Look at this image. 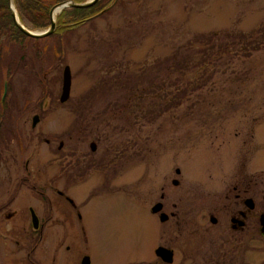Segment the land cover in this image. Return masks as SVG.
Wrapping results in <instances>:
<instances>
[{"label":"rangeland","instance_id":"obj_1","mask_svg":"<svg viewBox=\"0 0 264 264\" xmlns=\"http://www.w3.org/2000/svg\"><path fill=\"white\" fill-rule=\"evenodd\" d=\"M105 9L61 38L29 40L31 50L44 48V58L37 61L30 53L29 65L18 64L12 78L18 106L12 114L26 123L24 152L17 158H28L33 168L64 164L67 170L81 171V178L70 173L66 179L68 195L86 207L100 204L94 212L110 217L134 218L145 212L141 215L150 218L149 206L165 186L182 204L192 203V211H182L195 220L202 204L221 208L224 196H233L228 191L235 182H253L246 196L255 198L262 210L264 47L236 59L233 67L214 70L202 86L192 85L197 89L176 109L162 111L160 98L154 101L150 93L157 86L174 88L167 74L193 78L194 70L165 71L162 66L176 57L196 58L190 41L212 36L220 43L226 33L264 35V0H112ZM21 23L30 31H43ZM11 47L4 49V65L19 55ZM65 66L71 89L61 103ZM33 116L39 122L31 130ZM172 179L178 181L176 189ZM130 226L127 232L139 231ZM259 240L241 244V264H264ZM129 241L126 245L133 246Z\"/></svg>","mask_w":264,"mask_h":264},{"label":"flooded vegetation","instance_id":"obj_2","mask_svg":"<svg viewBox=\"0 0 264 264\" xmlns=\"http://www.w3.org/2000/svg\"><path fill=\"white\" fill-rule=\"evenodd\" d=\"M43 49L30 53L42 62ZM23 55L19 52L10 60L9 79H3L0 70V264H241L243 242L259 238L264 243V208L259 210L255 198L246 196L253 182H235L228 191L233 196H224L221 208L202 204L195 220L182 211H192V203L182 204L176 192L165 186L149 206L150 218L141 215L145 212L134 218L110 217L94 212L98 203L86 207L68 195L66 179L71 174L81 178V171L67 170L64 164L33 168L28 158L18 159L24 152L26 123H18L20 119L12 114L18 108L12 78L19 72L18 64L29 65ZM30 127L35 128L32 120ZM44 142L49 145V140ZM174 173L179 175L180 170ZM171 184L176 189L178 181L172 179ZM138 205L145 209L142 202ZM129 226L139 231L131 234ZM213 227L218 229L213 232ZM130 239L134 245L129 247Z\"/></svg>","mask_w":264,"mask_h":264},{"label":"trees","instance_id":"obj_3","mask_svg":"<svg viewBox=\"0 0 264 264\" xmlns=\"http://www.w3.org/2000/svg\"><path fill=\"white\" fill-rule=\"evenodd\" d=\"M64 1L68 0H13V3L21 22H27L32 29L45 30L50 26V9L54 5ZM71 1L83 3L86 0ZM111 2L112 0H97L89 8L63 9L56 16L57 27L55 32L48 37L57 36L61 38L66 34L67 30L73 29L75 26H81L84 22L101 14ZM225 35L220 39V43H217L216 39L212 38V36L194 39L190 41V46L196 58L175 61L176 57L162 65L165 71H168L170 68L176 69V71L183 69L195 71V74L194 72L192 73L193 78H184V74L165 75L167 76V80L174 79L172 82L174 88L170 91L165 90L166 85L161 87L156 85L155 92L150 93L152 94L151 99L155 101L160 98V109L162 111L179 107L182 99H185L197 89L196 87L191 89L192 85L199 83L198 86H202L205 84L206 79L204 78H212L214 70L233 67V62L236 59L239 61V58L248 57L251 53L264 47V35H260V33L249 35L226 33ZM31 39L33 38L26 36L16 27L9 10L8 0H0V70L2 71L3 79H9L6 76H9L10 69H12V62L8 61L6 65L3 64L4 49L12 46L11 48H17L16 51L26 56L31 52L30 47H28V42ZM59 49H62V46ZM59 49L56 50V55H58ZM204 71H208L209 74L202 78V74L200 73ZM196 72H199L200 75H196Z\"/></svg>","mask_w":264,"mask_h":264},{"label":"water","instance_id":"obj_4","mask_svg":"<svg viewBox=\"0 0 264 264\" xmlns=\"http://www.w3.org/2000/svg\"><path fill=\"white\" fill-rule=\"evenodd\" d=\"M96 1L97 0H86L83 3H75L71 0H68L54 5L49 11L50 26L46 30H43L41 32L30 31L29 29L23 26V24L20 22L17 16V12L15 10L13 0H8V5L16 27L26 36L33 39H40V38L48 37L55 32L57 27L55 15L60 13L63 9L65 8L85 9L94 5ZM70 89H71V72H70V68L68 66H65L62 71V86H61V94L59 97V101L61 103H64L68 100L70 96ZM4 91L6 92V84L4 85ZM38 122H39V117L33 116L32 127H35ZM90 149L92 151L95 150V145L93 143L90 144ZM157 210L158 208L152 209L153 212H156ZM261 225H262V231L264 232V215L263 217H261Z\"/></svg>","mask_w":264,"mask_h":264}]
</instances>
